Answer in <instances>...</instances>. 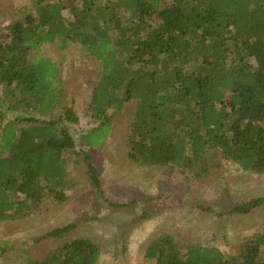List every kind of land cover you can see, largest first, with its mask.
I'll use <instances>...</instances> for the list:
<instances>
[{
	"label": "trees",
	"instance_id": "16d2710c",
	"mask_svg": "<svg viewBox=\"0 0 264 264\" xmlns=\"http://www.w3.org/2000/svg\"><path fill=\"white\" fill-rule=\"evenodd\" d=\"M7 32L0 42V221L37 212L50 197L64 202L70 158L81 154L96 205L139 207L108 201L91 155L77 151L79 142L101 149L112 129L109 112L132 104V164L202 177L225 161L264 175V0H37L34 14ZM55 43L78 45L101 65L88 101L98 124L90 133L74 128V107L61 103L60 70L41 53ZM262 206L264 199L250 200L229 213L247 216ZM78 228L49 231L38 242L60 246L22 264H99L101 245L74 237ZM8 247L0 243V255ZM147 247L145 258L155 264H264V232L233 256L191 243L182 248L170 235Z\"/></svg>",
	"mask_w": 264,
	"mask_h": 264
},
{
	"label": "rangeland",
	"instance_id": "374dc122",
	"mask_svg": "<svg viewBox=\"0 0 264 264\" xmlns=\"http://www.w3.org/2000/svg\"><path fill=\"white\" fill-rule=\"evenodd\" d=\"M36 3L0 0V42L6 40L13 22L34 14ZM65 47L59 43L45 45L41 53L60 70L61 103L74 107L78 117L74 128L80 134L90 133L98 124L89 116L88 101L98 83L101 65L80 46ZM3 87L0 85V96ZM134 109L132 104L123 112L110 111L112 129L101 149H88L79 142L77 151L86 149L91 155L108 201L135 202L139 207L112 211L96 205L82 154L79 159L70 158V188L64 191V202L50 197L37 212L17 221H0V243L9 244L6 253L0 255V264L46 258L61 242L38 239L70 224L79 227L74 237L89 238L101 245L99 264H155L146 260L145 252L163 235L174 237L182 248L191 243L216 247L233 256L246 239L264 232V206L247 216L229 213L238 204L264 199V175L246 173L225 161L217 172L202 177L171 167L132 164L126 138ZM204 206L215 212H205Z\"/></svg>",
	"mask_w": 264,
	"mask_h": 264
}]
</instances>
